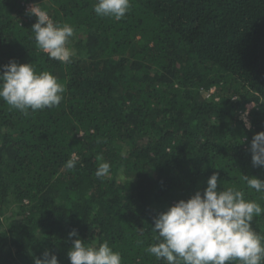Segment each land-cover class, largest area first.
I'll use <instances>...</instances> for the list:
<instances>
[{"label": "trees", "instance_id": "obj_1", "mask_svg": "<svg viewBox=\"0 0 264 264\" xmlns=\"http://www.w3.org/2000/svg\"><path fill=\"white\" fill-rule=\"evenodd\" d=\"M34 3L74 27L71 62L38 48ZM96 3L0 0V71L35 63L66 89L58 107L28 116L0 99V264H34L46 250L71 264L72 230L108 240L122 264H164L144 251L154 217L214 172L261 195L243 176L264 180L249 150L264 131V0H131L119 21L97 16ZM97 155L111 164L103 179ZM252 226L264 234V215Z\"/></svg>", "mask_w": 264, "mask_h": 264}, {"label": "clouds", "instance_id": "obj_2", "mask_svg": "<svg viewBox=\"0 0 264 264\" xmlns=\"http://www.w3.org/2000/svg\"><path fill=\"white\" fill-rule=\"evenodd\" d=\"M34 3L26 14L37 17L31 32L40 50L50 60L71 62L74 50L69 46L75 35L74 27L54 21L48 11ZM131 8V0H97L93 6L99 17L119 21ZM65 86L49 71H37L35 63H18L15 59L3 65L0 71V99L10 108L28 116L37 110L58 107ZM238 100L239 97H232ZM249 109L241 114L246 128ZM254 167H264V131L255 134L250 144ZM123 155V153H122ZM98 179L110 176L111 164L97 155ZM79 157L76 153L65 163L74 170ZM248 190L261 194L258 199L246 198L244 188L225 186L214 172L203 191H196L187 200L180 199L166 211L154 217L151 228L153 242L144 251L164 264H264V234L253 228L254 218L264 215V180L256 176H243ZM124 177L120 176L119 181ZM71 247L67 256L71 264H122V253L114 250L108 240L98 246L80 238L76 230L69 233ZM34 264H60L57 255L45 251L42 258L34 257Z\"/></svg>", "mask_w": 264, "mask_h": 264}, {"label": "rangeland", "instance_id": "obj_3", "mask_svg": "<svg viewBox=\"0 0 264 264\" xmlns=\"http://www.w3.org/2000/svg\"><path fill=\"white\" fill-rule=\"evenodd\" d=\"M213 93V91H210V92H208V93H205V96L208 98V97H210V95Z\"/></svg>", "mask_w": 264, "mask_h": 264}, {"label": "built area", "instance_id": "obj_4", "mask_svg": "<svg viewBox=\"0 0 264 264\" xmlns=\"http://www.w3.org/2000/svg\"><path fill=\"white\" fill-rule=\"evenodd\" d=\"M33 4H27V9H29Z\"/></svg>", "mask_w": 264, "mask_h": 264}]
</instances>
